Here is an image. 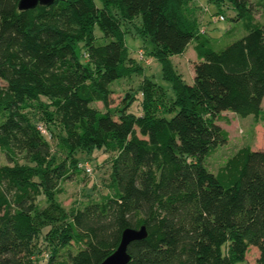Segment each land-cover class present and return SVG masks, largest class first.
<instances>
[{
    "label": "trees",
    "instance_id": "trees-1",
    "mask_svg": "<svg viewBox=\"0 0 264 264\" xmlns=\"http://www.w3.org/2000/svg\"><path fill=\"white\" fill-rule=\"evenodd\" d=\"M17 1L0 0V264H37L43 254L44 264H100L125 229L142 226L148 235L129 245L128 264H264V139L216 174L204 165L229 139L218 124L224 111L263 113L264 0H228L232 20L249 21L218 50L202 36L192 0H53L28 10ZM95 26L107 41L96 43ZM126 33L175 92L166 97L144 76L138 114L130 90L108 106L113 81L144 71ZM191 41L189 84L171 57ZM98 152L107 193L65 209L61 185L89 177Z\"/></svg>",
    "mask_w": 264,
    "mask_h": 264
},
{
    "label": "rangeland",
    "instance_id": "rangeland-1",
    "mask_svg": "<svg viewBox=\"0 0 264 264\" xmlns=\"http://www.w3.org/2000/svg\"><path fill=\"white\" fill-rule=\"evenodd\" d=\"M93 2L97 6L100 4L99 0H93ZM190 5L194 8L200 19L202 36L208 39L209 45L215 50L222 49L228 43L246 34L247 30L245 24L249 21L248 18L233 21L232 18L235 12L228 0H218L217 3L216 0H192ZM220 16L223 18H220ZM94 34L95 38H97V44L107 41L106 39H101L102 35L97 26L94 27ZM124 41L130 56L143 66L144 71L141 75L133 73L130 77L115 80L109 85L111 89L108 104L109 108H116L120 105L124 93L130 90L135 92V98L132 99L129 110L138 114L140 112L141 95L137 94L136 89L144 76L152 79L163 88L166 97L173 98L175 92L172 83L162 76L159 62L144 56L141 48L142 41L139 38H134L130 33L124 35ZM194 43V41H191L182 54L173 55L171 57L178 72L182 74L185 81L189 84L193 81L195 74L194 64L197 63L196 53L193 49ZM76 50L77 53H79L80 44L77 46ZM140 51L142 53V58H140ZM138 58L141 61L138 60ZM1 85H3V82L0 80V86ZM42 99L44 100V98ZM90 105L99 110H103L100 102L91 103ZM262 112L258 120H255L253 115L241 117L229 111H224L221 114L218 124L228 131L229 139L225 145L218 147L214 154L206 158L204 165L210 173L216 174L227 158L231 157L241 147L248 146L254 151L262 150L264 139V99L262 101ZM113 117L115 118V116ZM36 123L41 125L40 132L47 135L45 127L42 124L43 122L40 120ZM104 156L105 155L100 152L94 154V162L97 163L96 165L98 166H92L88 163L89 167L92 169L89 177H83V174H80L78 177L72 176L61 185V192L57 198L62 207L65 209L72 206L73 208H80L81 206L79 203H86V198L88 196L97 200L98 194L104 195L107 193L106 188H104L108 175L107 165L101 164L105 159ZM4 163V158L0 155V164ZM81 178L82 180H80ZM91 185H93L94 189ZM258 254V250L251 246L248 248L245 259L247 262L253 263L257 259ZM45 259L43 254L42 259H40L37 264H44Z\"/></svg>",
    "mask_w": 264,
    "mask_h": 264
},
{
    "label": "water",
    "instance_id": "water-1",
    "mask_svg": "<svg viewBox=\"0 0 264 264\" xmlns=\"http://www.w3.org/2000/svg\"><path fill=\"white\" fill-rule=\"evenodd\" d=\"M52 1L53 0H18L16 7L18 10H28L34 8L36 5H49ZM147 235L144 226L139 229H125L114 251L101 261L100 264H128L130 261V255L128 254L129 245L135 241L145 239Z\"/></svg>",
    "mask_w": 264,
    "mask_h": 264
},
{
    "label": "crops",
    "instance_id": "crops-1",
    "mask_svg": "<svg viewBox=\"0 0 264 264\" xmlns=\"http://www.w3.org/2000/svg\"><path fill=\"white\" fill-rule=\"evenodd\" d=\"M258 1H259V0H252V3H254L255 5H257ZM254 13H255V14H254L253 16H254L255 19H260V18H261L262 14H261V11H260L258 8H256V9L254 10ZM256 15L258 16V18H257Z\"/></svg>",
    "mask_w": 264,
    "mask_h": 264
},
{
    "label": "built area",
    "instance_id": "built-area-1",
    "mask_svg": "<svg viewBox=\"0 0 264 264\" xmlns=\"http://www.w3.org/2000/svg\"><path fill=\"white\" fill-rule=\"evenodd\" d=\"M220 18H223V17L220 16ZM140 55H141L140 58H142V53H141V51H140ZM36 128H37L39 131H41V125H37ZM85 172H86L87 174H89L90 170L87 169V168H85Z\"/></svg>",
    "mask_w": 264,
    "mask_h": 264
}]
</instances>
